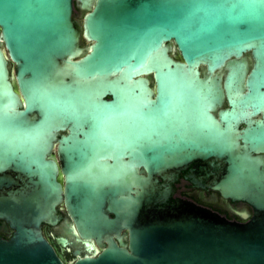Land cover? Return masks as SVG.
Here are the masks:
<instances>
[{
	"label": "water",
	"instance_id": "water-1",
	"mask_svg": "<svg viewBox=\"0 0 264 264\" xmlns=\"http://www.w3.org/2000/svg\"><path fill=\"white\" fill-rule=\"evenodd\" d=\"M76 2L0 0V264H264V122L231 130L264 110V0ZM218 161L249 220L164 205L159 177Z\"/></svg>",
	"mask_w": 264,
	"mask_h": 264
},
{
	"label": "flooded vegetation",
	"instance_id": "flooded-vegetation-1",
	"mask_svg": "<svg viewBox=\"0 0 264 264\" xmlns=\"http://www.w3.org/2000/svg\"><path fill=\"white\" fill-rule=\"evenodd\" d=\"M87 11L81 7L80 2H76L75 0V10H74V19L77 22H83L85 19V15ZM93 44V41L88 40L84 35L82 36L81 47L89 49V47ZM206 75L208 73H205ZM220 75V74H219ZM225 75V74H223ZM224 78V76H222ZM154 83V76L152 75ZM155 91V88H153ZM136 92H138L136 90ZM107 99H113L112 95H108ZM232 108L230 105L229 97L226 95L225 99L222 104H217L213 110L210 111V114L223 124L224 127H227L230 131V128L227 126L225 121V113L224 111ZM253 110L247 112V115L237 114L233 117V127L232 133L236 136L241 135L242 131L249 127L250 124L256 121H263L264 122V110L258 111L256 114L250 115ZM227 118V117H226ZM222 127V128H224ZM66 132H61L60 138ZM56 158L59 162L61 170L62 161L58 152L56 154ZM207 166V164L203 163H196V164H185L182 167L177 169L169 170L166 173L170 176L167 179L159 177L160 183L163 184V188H167L171 190V194L167 199L165 204H172L179 199L188 200L191 202L196 203L199 206L204 208H208L219 213L222 216H225L229 220L233 221H247L249 220L255 213L254 208L249 205L245 201H233L231 199H225L222 195L218 192L213 190V179L215 176H221L224 174L226 169L227 163L225 161H218L216 162V167L214 170V174L208 175L205 170H201V168ZM207 168V167H206ZM142 169V168H141ZM63 176V184H65L64 175ZM60 213L63 216V220L66 217H69V212L66 209L65 204L63 203L60 207ZM112 217L114 215L111 214ZM5 222L0 220V236L4 238H9L12 234V230L8 228H4ZM45 233L49 236V239L53 241V234L57 233L56 229L53 227L45 226L44 227ZM123 234L128 237V231L124 230ZM53 244L56 246L57 251L63 255L65 261L67 263H71L74 259H76L77 255L75 253L76 250L81 249L82 254L86 253L85 248H75L71 247V250L66 249L58 245L56 242L53 241ZM80 246V245H79ZM98 246V245H97ZM99 247V246H98ZM100 248V247H99Z\"/></svg>",
	"mask_w": 264,
	"mask_h": 264
},
{
	"label": "rangeland",
	"instance_id": "rangeland-1",
	"mask_svg": "<svg viewBox=\"0 0 264 264\" xmlns=\"http://www.w3.org/2000/svg\"><path fill=\"white\" fill-rule=\"evenodd\" d=\"M152 57H153V56H152ZM211 104H212V103H206V102H204V103L202 104V106L205 107V108H208V106L211 105Z\"/></svg>",
	"mask_w": 264,
	"mask_h": 264
}]
</instances>
